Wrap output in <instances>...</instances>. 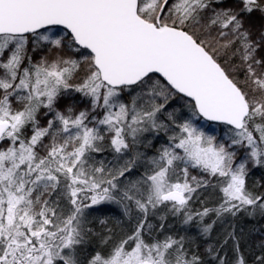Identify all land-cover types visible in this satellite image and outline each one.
Segmentation results:
<instances>
[{
    "label": "snow or ice",
    "instance_id": "snow-or-ice-1",
    "mask_svg": "<svg viewBox=\"0 0 264 264\" xmlns=\"http://www.w3.org/2000/svg\"><path fill=\"white\" fill-rule=\"evenodd\" d=\"M0 264H264V0H0Z\"/></svg>",
    "mask_w": 264,
    "mask_h": 264
}]
</instances>
